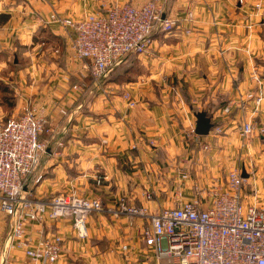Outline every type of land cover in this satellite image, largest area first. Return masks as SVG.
<instances>
[{"label": "crops", "instance_id": "0c3cea01", "mask_svg": "<svg viewBox=\"0 0 264 264\" xmlns=\"http://www.w3.org/2000/svg\"><path fill=\"white\" fill-rule=\"evenodd\" d=\"M147 1L0 0V14L10 16L0 25V72L17 61L12 116L35 107L45 121L40 141L46 151L21 201L47 202L76 192L99 198L103 206L87 219L89 237L82 241L68 219L28 223L24 239L30 243L61 237L55 264H154L140 236L148 220L117 214L119 201L156 214L194 197L205 200L212 184L224 185L236 168L248 176L244 200L264 209V0H171L164 17L175 25L152 34L146 54L137 57L142 73L128 83L93 84L88 62L75 58L67 31L51 16L79 19L115 4L139 7ZM48 34L56 40L49 42ZM259 93L262 101L253 113L247 97ZM197 112L222 132L187 136ZM247 122L253 132L244 137ZM9 233L0 214V264L3 257L4 264H26L23 249L8 242Z\"/></svg>", "mask_w": 264, "mask_h": 264}, {"label": "built area", "instance_id": "2783aa9c", "mask_svg": "<svg viewBox=\"0 0 264 264\" xmlns=\"http://www.w3.org/2000/svg\"><path fill=\"white\" fill-rule=\"evenodd\" d=\"M170 1L148 0L139 7L115 4L79 19L54 14L51 20L67 31L70 51L75 58L88 62L98 82L124 57L146 54L150 37L158 28L170 31L175 21L164 17ZM260 9L261 3H257L255 10ZM186 19L191 21L192 14L188 13ZM53 53L59 51L53 49ZM252 80L259 84L257 75ZM73 90L79 93L83 87L75 85ZM247 98L252 100V112L257 113L262 93ZM123 99L128 108L135 107L129 94H123ZM224 112L229 113V108L225 107ZM44 123L42 111L35 107H24L20 114L0 123V214L8 220V242L23 249L26 264H55L62 252L58 235L34 243L26 241L28 223L68 219L75 238L82 241L89 237L87 219L103 212L99 198H85L76 192L55 194L47 202L21 201L26 183L46 151V144L40 141ZM212 129L215 134L222 132L220 127ZM241 131L244 137L251 134L252 123H244ZM194 135V128L187 131V136ZM103 180L99 175L94 179L96 185ZM245 181L242 171L234 169L224 185L212 184L205 200L194 197L156 214L120 200L116 213L148 220L140 236L153 253L154 264H264V209L244 200ZM146 198L150 200V195ZM121 249L128 251L126 245ZM4 261L3 257L2 264Z\"/></svg>", "mask_w": 264, "mask_h": 264}, {"label": "trees", "instance_id": "16d2710c", "mask_svg": "<svg viewBox=\"0 0 264 264\" xmlns=\"http://www.w3.org/2000/svg\"><path fill=\"white\" fill-rule=\"evenodd\" d=\"M9 19H10V16L8 14H0V25L6 23ZM46 32H47L46 29H41V33H46ZM48 37H49V42L56 40V38L50 34H48ZM113 71L109 75L101 78L104 84L105 83L106 84L108 83L109 84L128 83L132 81L133 77L142 73V67H140V65L139 66L132 65L129 67V69H124L123 71H117V72L115 71L114 73ZM0 93L4 94L2 96L3 103L6 104L8 109H11L14 111L16 108V96H15L13 89L12 88L9 89L7 86L3 85V83L0 81Z\"/></svg>", "mask_w": 264, "mask_h": 264}, {"label": "rangeland", "instance_id": "374dc122", "mask_svg": "<svg viewBox=\"0 0 264 264\" xmlns=\"http://www.w3.org/2000/svg\"><path fill=\"white\" fill-rule=\"evenodd\" d=\"M139 55L137 54H130L126 57H124L123 59H121L119 61V63L110 71L108 72L105 76L109 75L115 68V70L113 71V73L116 71H123L124 69H129L130 66L132 65H140V67H142V64H140V61L137 59ZM17 61L14 60H10L7 64V66L0 72V81L3 83V85L7 86L9 89H11L14 86L15 83V74H11V73H15L14 69L15 66L14 64H16ZM88 71H90V68L88 69ZM121 73V72H120ZM90 77L92 79L93 84L95 85H99V83L102 82V80L94 81V78L91 75V71H90ZM9 78L12 80H9ZM87 92L89 91V89L86 90ZM84 91V94H87V92ZM128 94V93H127ZM4 94L0 93V123H3L5 120H7L8 118H10L13 115V110L8 109V107L6 106L5 103H3V96ZM91 96V95H90ZM94 96V95H93ZM131 97V96H130ZM132 99V98H131ZM18 115V114H17ZM213 126V125H212ZM212 129V128H211ZM210 129V130H211ZM238 169V168H236ZM245 179V178H244ZM247 179V178H246Z\"/></svg>", "mask_w": 264, "mask_h": 264}, {"label": "water", "instance_id": "95a60500", "mask_svg": "<svg viewBox=\"0 0 264 264\" xmlns=\"http://www.w3.org/2000/svg\"><path fill=\"white\" fill-rule=\"evenodd\" d=\"M195 128L194 133L198 136H206L209 134L210 129L212 128V124L210 118L207 117L205 112H197L195 113ZM242 178H248L245 174L244 170L242 171Z\"/></svg>", "mask_w": 264, "mask_h": 264}]
</instances>
